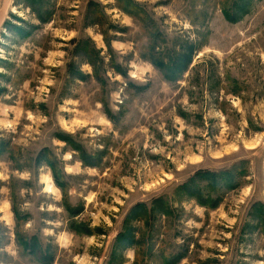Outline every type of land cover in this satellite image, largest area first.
Instances as JSON below:
<instances>
[{"label": "rangeland", "instance_id": "1", "mask_svg": "<svg viewBox=\"0 0 264 264\" xmlns=\"http://www.w3.org/2000/svg\"><path fill=\"white\" fill-rule=\"evenodd\" d=\"M0 149V264H264V0H0Z\"/></svg>", "mask_w": 264, "mask_h": 264}, {"label": "trees", "instance_id": "2", "mask_svg": "<svg viewBox=\"0 0 264 264\" xmlns=\"http://www.w3.org/2000/svg\"><path fill=\"white\" fill-rule=\"evenodd\" d=\"M157 36H158L157 34L153 33V37H151L149 47L152 50H155L154 48L156 46ZM79 78L82 79L83 76L82 77L79 76ZM60 138L64 142L66 141V138L64 137H60ZM1 153H2V150L0 149V155ZM38 160L39 159H37V162H39ZM47 167L50 169V171L53 174L52 179H53L54 186L58 187L62 191V194H63L65 187H63V183L61 181L62 178L60 174L56 172L55 166H53L52 163H48ZM235 175H236V171L235 172L231 171L228 173L221 172L220 174H214L211 172L199 173L195 175L193 179L190 180L189 182L190 184L183 186L180 189L179 193L185 195L187 198H191V197L195 198L199 202L200 205L204 206L206 205L208 201H212V200L210 199V197L208 196L204 197V195L201 194L200 189L198 188V183L206 182L205 189H209L210 191L214 192L217 190V188L220 187V184H223L224 187L231 185V182L235 178ZM12 208H13L12 210L16 218V222H17L19 220V217L16 211L14 210V207ZM254 210L258 211V213L260 214V218L262 217V215H264V207H261V205L256 206ZM154 211L158 212V215L162 214L163 216L166 214H170L169 208L164 204V200L161 199L157 202H154L153 207L149 209H147V207L142 206V205H136L132 209L131 214H130L131 217L129 218L131 219L133 218V221H137V220L139 221L141 219L145 220L148 218L149 219L148 223H149L152 216L155 215V213L153 214ZM258 222L260 225H263L264 219H260V220L258 219ZM14 233H15L16 245L18 248L21 249V251H23V253H25L26 255L34 256L37 262H40V263L44 262L43 264H47L45 260L48 258V254L46 253L45 250H42V247L38 245V242L35 238L26 237L24 234L19 233V232H14ZM133 233H134L133 229L125 228L124 233L117 235L116 241L117 240L121 241L122 245H124L123 246L124 248H129V247H132L133 245H137L138 240H136L133 237ZM161 258H162V262L163 260L165 261L166 259L164 257H161Z\"/></svg>", "mask_w": 264, "mask_h": 264}]
</instances>
